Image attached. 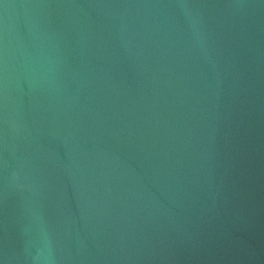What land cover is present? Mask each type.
Returning a JSON list of instances; mask_svg holds the SVG:
<instances>
[{"label": "water", "instance_id": "1", "mask_svg": "<svg viewBox=\"0 0 264 264\" xmlns=\"http://www.w3.org/2000/svg\"><path fill=\"white\" fill-rule=\"evenodd\" d=\"M0 264H264V0H0Z\"/></svg>", "mask_w": 264, "mask_h": 264}]
</instances>
